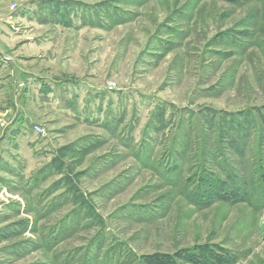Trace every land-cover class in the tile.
Instances as JSON below:
<instances>
[{
    "label": "rangeland",
    "instance_id": "obj_1",
    "mask_svg": "<svg viewBox=\"0 0 264 264\" xmlns=\"http://www.w3.org/2000/svg\"><path fill=\"white\" fill-rule=\"evenodd\" d=\"M154 260L264 264V0H0V264Z\"/></svg>",
    "mask_w": 264,
    "mask_h": 264
},
{
    "label": "built area",
    "instance_id": "obj_2",
    "mask_svg": "<svg viewBox=\"0 0 264 264\" xmlns=\"http://www.w3.org/2000/svg\"><path fill=\"white\" fill-rule=\"evenodd\" d=\"M34 130H35V132H37L38 134H41V133L44 132L43 127H42L41 125H39V124L34 125Z\"/></svg>",
    "mask_w": 264,
    "mask_h": 264
},
{
    "label": "trees",
    "instance_id": "obj_3",
    "mask_svg": "<svg viewBox=\"0 0 264 264\" xmlns=\"http://www.w3.org/2000/svg\"><path fill=\"white\" fill-rule=\"evenodd\" d=\"M222 1L230 2V3H239V2L244 1V0H222ZM153 264H162V263H160V261H158V260H154Z\"/></svg>",
    "mask_w": 264,
    "mask_h": 264
}]
</instances>
